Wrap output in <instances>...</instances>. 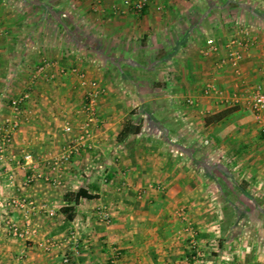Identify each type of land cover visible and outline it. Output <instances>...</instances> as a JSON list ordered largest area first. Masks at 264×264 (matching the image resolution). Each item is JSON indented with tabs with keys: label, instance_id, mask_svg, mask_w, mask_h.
I'll return each instance as SVG.
<instances>
[{
	"label": "crops",
	"instance_id": "0c3cea01",
	"mask_svg": "<svg viewBox=\"0 0 264 264\" xmlns=\"http://www.w3.org/2000/svg\"><path fill=\"white\" fill-rule=\"evenodd\" d=\"M17 1L39 13L10 15L0 0V135L10 101L30 93L0 160V199L33 201L38 234L14 239L0 222V264H62L69 247L45 253L37 243L73 232L75 264H107L114 249L122 264H264V137L250 110L223 117L230 108L202 95L208 83L226 96L264 88V0H150L143 13L125 12L127 0ZM241 26L252 43L237 76L218 65ZM211 44L220 50L204 56ZM46 61L54 77L32 83ZM72 69L101 93L88 147L57 175L49 160L75 140L89 89ZM184 94L196 106L181 105ZM130 122L140 132L119 142ZM25 154L48 180L24 186ZM230 180L248 187L228 190ZM80 188L97 198L81 200L67 223L64 196ZM99 206L109 224L96 218ZM10 217L22 223L20 212Z\"/></svg>",
	"mask_w": 264,
	"mask_h": 264
},
{
	"label": "built area",
	"instance_id": "2783aa9c",
	"mask_svg": "<svg viewBox=\"0 0 264 264\" xmlns=\"http://www.w3.org/2000/svg\"><path fill=\"white\" fill-rule=\"evenodd\" d=\"M150 0H127L125 2V12L141 13V11L148 5ZM121 12V11H120ZM252 40L250 39L249 30L240 27L238 36L230 39L223 48L225 50V56L219 61V67L229 66L232 71L239 76L240 62L242 60V51L246 49ZM220 50V47L211 44L209 48L204 52V56L215 54ZM50 66L48 62H43L41 65L35 68L34 73L31 75L32 83L36 82L40 78L52 79L54 76L47 75V68ZM71 73L77 74L82 86L88 87V91L85 94L84 103L81 108V112L84 115V120L78 127V133L75 140L69 144L62 152H60L55 158L49 160V168L57 175L62 170L63 166L68 164L82 149L88 147L89 140L92 136L91 130L97 121V100L101 93L96 82H88L85 74L77 69L70 70ZM62 74H65L64 69L61 70ZM264 77V75H263ZM202 95L206 98L213 97L217 99L221 104L226 107H244L250 110L256 117V121L259 124V132L264 137V123L262 122V116L264 114V88L262 85L255 87L252 90L245 92H233L230 95H224L223 92L218 90L214 83H208L202 90ZM30 99V93L24 92L20 96L10 101L11 116L5 121L0 135V160H3L8 149L13 142V135L17 131L20 125V118L24 114V105ZM186 103L194 107L197 101L193 98L186 100ZM65 133H71L72 128L67 125L64 128ZM24 165L29 167L31 171L26 177L24 186H30L43 180H48L43 173L39 172L37 168L33 167V160L30 154H25L23 157ZM12 181L11 178H9ZM53 186L59 185V180H53ZM35 210V203L30 201L26 197L22 198H9L0 199V222L4 231L14 239L22 240L25 242H32L37 237V229L32 224V213ZM10 212H20L22 214V223L13 220L10 217ZM53 216L54 213H49ZM95 215L99 222L109 224L111 221V214L107 207L99 206L95 209ZM180 217L185 220L183 213ZM186 232L188 234L189 244L194 248L196 246V232L193 229L190 222L186 223ZM78 238L75 232L68 234L62 240H56L52 238H46L40 240L37 243V247L45 253H51L55 249L62 247H69L71 255L65 253L62 257V264H75L73 259L79 255ZM71 245V246H70ZM107 264H122L121 254L117 249L113 250V253L108 260Z\"/></svg>",
	"mask_w": 264,
	"mask_h": 264
},
{
	"label": "trees",
	"instance_id": "16d2710c",
	"mask_svg": "<svg viewBox=\"0 0 264 264\" xmlns=\"http://www.w3.org/2000/svg\"><path fill=\"white\" fill-rule=\"evenodd\" d=\"M22 2H25L26 0H19ZM145 9V8H144ZM144 9L141 11V13L144 12ZM238 111V107H233L230 109L225 110L221 116L226 117L233 113ZM140 132V126H135L133 123H127L123 130L118 134V141L122 142L127 137L131 135H136ZM96 195L89 192L88 189L80 188L75 192H68L64 196V201L66 205L61 209V212L63 213L66 222L70 223L75 218V208L77 205H79L81 200H94L96 199Z\"/></svg>",
	"mask_w": 264,
	"mask_h": 264
},
{
	"label": "rangeland",
	"instance_id": "374dc122",
	"mask_svg": "<svg viewBox=\"0 0 264 264\" xmlns=\"http://www.w3.org/2000/svg\"><path fill=\"white\" fill-rule=\"evenodd\" d=\"M5 2H6V5H7V7H6V10H7V13L8 14H17V12L18 11H20V9H21V11H24L25 9V13H30V15L31 16H33V14H35V13H39V10L37 9V8H35V7H31V6H29V5H26V6H24V5H20V4H18L19 2L17 1V0H5ZM19 7H21V8H19ZM97 7V6H96ZM95 8V7H94ZM93 8V9H94ZM19 13H22V12H19ZM81 27H84V26H81ZM89 60L90 59H83L82 60V64H83V66H84V64L85 65H89ZM47 62V61H46ZM92 65V64H91ZM35 70V69H34ZM33 73H34V71H33ZM32 73V74H33ZM238 93H241L240 91H238ZM186 95L187 94H184V96L180 99L181 100V105H183L184 107L186 106H188V107H191V106H189L187 103H186V100L187 99H189V98H185L186 97ZM84 98H85V96H84ZM243 108V107H242ZM227 168H229L228 166H227ZM230 172H232V173H235L234 171H233V168H231V170H229ZM239 183V181L238 182H236V181H233V180H230L229 182H228V184H226V187L228 188V190H233V189H238L239 187L240 188H244V189H246L248 186L244 183V182H242V183H240V184H238ZM226 188V189H227ZM249 190H253V188H251V189H249ZM235 200V199H234Z\"/></svg>",
	"mask_w": 264,
	"mask_h": 264
}]
</instances>
